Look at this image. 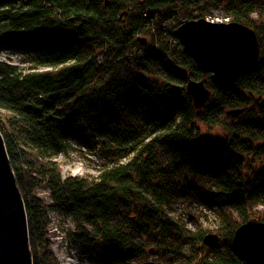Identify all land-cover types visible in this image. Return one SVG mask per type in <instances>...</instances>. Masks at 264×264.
<instances>
[{"label":"trees","instance_id":"16d2710c","mask_svg":"<svg viewBox=\"0 0 264 264\" xmlns=\"http://www.w3.org/2000/svg\"><path fill=\"white\" fill-rule=\"evenodd\" d=\"M210 7L253 29L260 45L258 62L228 88L212 85L182 51L173 38L178 21L161 35L175 12L192 20ZM255 11L264 12V0H0V51L27 53L41 68L0 61V133L24 202L31 264H59L49 206L37 196L42 185L77 222L75 242L103 264L142 261L151 246L183 256L189 242L191 264H245L232 236L264 206V27L251 20ZM131 66L147 78H130ZM180 67L212 90L200 110ZM142 93L162 94L167 109L133 120ZM108 107L122 117L111 119ZM225 108H243L240 121L221 120ZM81 123L101 160L91 181L61 178L51 161L72 143L85 145ZM202 123L223 134L202 136ZM187 198L220 211L221 240L202 254L194 243L202 244L204 233L168 213Z\"/></svg>","mask_w":264,"mask_h":264},{"label":"water","instance_id":"95a60500","mask_svg":"<svg viewBox=\"0 0 264 264\" xmlns=\"http://www.w3.org/2000/svg\"><path fill=\"white\" fill-rule=\"evenodd\" d=\"M182 51L202 73L209 74L212 85L218 88L232 86L241 75L251 69L260 56V45L255 31L248 26L231 21L212 23L204 18L183 20L174 29ZM141 45L145 38H137ZM185 78V91L195 110L202 109L211 97V90L203 80L191 79L180 67ZM243 109L228 113L234 117ZM219 243L215 234H207L202 244L213 248ZM236 254L245 264H264V222L249 219L240 224L232 236ZM0 264H31L27 218L24 202L17 187L0 133ZM125 264H155L152 261Z\"/></svg>","mask_w":264,"mask_h":264},{"label":"rangeland","instance_id":"374dc122","mask_svg":"<svg viewBox=\"0 0 264 264\" xmlns=\"http://www.w3.org/2000/svg\"><path fill=\"white\" fill-rule=\"evenodd\" d=\"M174 14L175 15H172V19L168 18L165 20L164 30L165 26L166 28L167 26L170 27L172 26L173 22L178 21L179 23L183 21L181 13L175 12ZM194 16H196L195 19L204 18L213 22L231 21L229 20L231 19V17L226 15V12L222 9V7H210L205 12H202V14L194 13ZM250 18L256 24L263 25L264 27V12L255 11L250 15ZM261 55L262 57H264V48ZM0 61L18 66L22 70H28L29 68L35 67L40 68L38 66V62L36 60H30L29 55L24 52L12 50L0 51ZM125 70L126 69L124 67L120 68L119 74H123ZM128 74L129 77L133 80H145L147 78L144 73L136 71L132 66L130 67ZM140 99L143 109L139 114L133 117V120H142L145 116L148 115V113L156 112L158 107L167 109L166 101L163 99L162 94L150 95L149 93H142ZM108 109L110 114L112 115L111 119H119L122 117V115L120 114V116L117 111H113L112 107H108ZM230 110L233 109L225 108L223 110L221 120L227 122L230 119H236V117L240 115L239 114L238 116L234 117L228 113ZM239 121V119H236V122ZM83 126V123H81L79 130L80 133L84 136L83 142H85V145H82L78 142L72 143L71 149H69L66 153L59 154L51 159V161L56 163L59 167L61 178L78 177L86 179L87 181H91L98 175L101 166V160L97 156V149H93L89 147L88 144H86L88 140L92 138L93 134L86 131ZM199 128L202 136H206L212 140L219 138V136L223 134L220 130V127L218 126H210L202 123L200 124ZM202 188L207 189L208 186L202 185ZM37 196L49 206L48 217L50 220V225L48 228V234L51 243V251L57 259L58 263L67 264L69 262V264H103V261L98 260L96 257L95 254L97 252H93L91 249H88V247L82 245L81 243L77 244L75 242L72 236L78 235L76 229L77 222L75 221L73 216L69 215L64 210L60 209L58 205L54 204L49 196L47 189L43 185L38 188ZM252 211L256 213L254 218L250 219H256V217L260 216L264 218V206L258 205L254 207ZM168 213L175 220L179 221V223L186 230L193 233L200 231L203 232L204 235L215 234L218 236L219 240H221L220 234L216 231L220 221V211L216 206L210 208L195 199L187 198L183 201L175 200V202L169 208ZM233 218L236 222H239L237 216L234 215ZM81 226L86 228L87 230H90V226L86 223H82ZM197 245L200 246V252H198V254H202L208 249V247L204 244L194 243V246ZM147 247L148 246H146V249H148ZM181 251L184 255L175 257L168 251H161L160 249H156L151 246V248L149 249V253L145 257V259L142 261L137 260L136 263L152 261L155 264H191L193 258L191 257L193 255L190 253L191 251H193L191 250V243H184L181 247ZM189 253L191 255H189Z\"/></svg>","mask_w":264,"mask_h":264},{"label":"bare ground","instance_id":"6f19581e","mask_svg":"<svg viewBox=\"0 0 264 264\" xmlns=\"http://www.w3.org/2000/svg\"><path fill=\"white\" fill-rule=\"evenodd\" d=\"M207 21H209V20H207ZM209 22H212V23H228V22H230V21H222V22H221V21H219V22H218V21H216V22L209 21ZM179 24H180V22L178 23V25H179ZM161 35H163V36H164V35L167 36L166 31H165V30L162 31V32H161ZM166 38H167V37H166ZM176 40H177V39H176ZM168 42H170V41H168ZM170 44H172V43L170 42ZM140 45H141V44H140ZM143 45H145V44H143ZM143 45H142V46H143ZM67 264H69V262H68ZM70 264H71V263H70Z\"/></svg>","mask_w":264,"mask_h":264},{"label":"built area","instance_id":"2783aa9c","mask_svg":"<svg viewBox=\"0 0 264 264\" xmlns=\"http://www.w3.org/2000/svg\"><path fill=\"white\" fill-rule=\"evenodd\" d=\"M221 22H222V21H221ZM173 38H174V36H173ZM173 38H170V39L172 40L171 42H174Z\"/></svg>","mask_w":264,"mask_h":264}]
</instances>
